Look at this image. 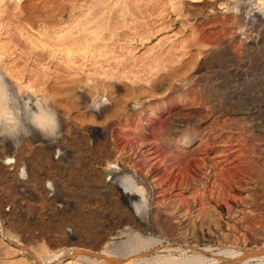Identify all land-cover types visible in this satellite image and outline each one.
Returning a JSON list of instances; mask_svg holds the SVG:
<instances>
[{"label":"rangeland","instance_id":"1","mask_svg":"<svg viewBox=\"0 0 264 264\" xmlns=\"http://www.w3.org/2000/svg\"><path fill=\"white\" fill-rule=\"evenodd\" d=\"M0 1V264H264V0Z\"/></svg>","mask_w":264,"mask_h":264},{"label":"bare ground","instance_id":"2","mask_svg":"<svg viewBox=\"0 0 264 264\" xmlns=\"http://www.w3.org/2000/svg\"><path fill=\"white\" fill-rule=\"evenodd\" d=\"M124 1V0H123ZM125 1H127V7H129V8H131V9H133L134 7L136 8V5H138V3L140 2V0H125ZM142 1V0H141ZM146 1V0H145ZM176 1H178V0H176ZM1 2V1H0ZM25 2H26V0H25ZM149 2V1H148ZM151 2V1H150ZM171 2V1H170ZM172 2H174V0H172ZM178 2H180V1H178ZM126 3V2H125ZM124 3V4H125ZM155 3V2H154ZM184 3V2H183ZM19 4V5H18ZM34 4V3H33ZM174 4V3H173ZM172 4V5H173ZM177 4H180V3H177ZM16 6V8L17 7H19V8H22V6L24 5V0H21L20 1V3H19V1L17 2L16 1V4H15ZM30 5V4H29ZM53 5H55V4H53ZM176 5V4H175ZM146 6V5H145ZM151 6V5H150ZM170 6V5H169ZM42 7V6H41ZM127 7H125L127 10H128V8ZM139 7H142V6H139ZM14 8V7H13ZM24 8V7H23ZM22 8V9H23ZM27 8V7H26ZM31 8V9H30ZM28 10H29V12H27V14L25 13V15H26V18H27V20H29L31 23H34V22H36L37 20H39V19H41V18H44L45 17V15H46V13L47 12H40V10H36V8L34 9V7H33V5H32V7H30ZM124 8V7H123ZM123 9V10H126V9ZM152 8V7H151ZM175 8H176V6H175ZM174 8V9H175ZM178 8V7H177ZM18 9V8H17ZM14 10V11H18V10ZM49 9V8H48ZM50 9H51V7H50ZM49 9V10H50ZM130 9V10H131ZM25 10V9H24ZM27 10V11H28ZM46 10V9H45ZM128 11L129 13V15L130 14H132L131 13V11ZM135 10V9H134ZM136 10H138V7L136 8ZM136 10L134 11V12H136ZM140 10V9H139ZM141 10H142V8H141ZM156 10H158V9H156ZM161 10V9H160ZM20 12H21V9L19 10ZM172 11H173V9H172ZM20 12H18V13H20ZM22 12H23V10H22ZM138 12V11H137ZM159 12V11H158ZM48 13H52V12H48ZM47 13V14H48ZM149 13V12H148ZM248 13L249 14H251V15H257V16H260V17H263L264 16V13H263V11L261 10V8L260 7H258V6H254V7H252V8H250L249 10H248ZM3 15V14H2ZM18 15V14H17ZM139 15V14H138ZM143 15V14H142ZM141 15V16H142ZM48 16V15H47ZM20 17V16H19ZM52 19V18H51ZM43 20H45V19H43ZM48 21V20H47ZM135 21V20H134ZM49 22H51V21H49ZM140 22V21H139ZM61 23V22H60ZM36 24V23H35ZM53 25V24H52ZM45 26V25H44ZM140 26V25H139ZM1 27V26H0ZM11 27V26H10ZM68 29V28H67ZM64 30V29H63ZM3 31V30H2ZM1 31V32H2ZM3 33H5V32H3ZM2 33V35H3V37L2 38H4V34ZM62 33H67V31L66 32H63L62 31ZM62 33H60V35L62 34ZM69 34V33H68ZM8 35V34H7ZM60 35H59V38H58V36L56 35V38H58V40L60 39ZM63 35V34H62ZM61 35V36H62ZM11 36V35H10ZM65 36H67V34H65ZM21 38V37H20ZM55 38V40H56V42L58 41L57 39ZM61 38H65V37H61ZM66 38H68V37H66ZM8 39V38H7ZM25 39V38H24ZM28 39V38H27ZM53 40H54V38H52ZM5 40V39H4ZM4 40H2L1 41V39H0V46L1 45H3V42L5 43V46L7 45L6 43H8L7 41H4ZM40 40V39H39ZM62 40V39H61ZM9 41H10V39H9ZM33 41V40H32ZM60 41V40H59ZM58 41V42H59ZM22 42V41H21ZM31 42V41H30ZM41 42V41H40ZM157 42V41H156ZM26 43V42H25ZM37 43V42H36ZM42 43V42H41ZM44 43V42H43ZM53 43V42H52ZM15 44V43H14ZM27 44V43H26ZM32 44V43H31ZM47 44V43H46ZM55 44V43H54ZM53 44V45H54ZM64 44V43H63ZM66 44V43H65ZM64 44V45H65ZM42 45V44H41ZM52 45V46H53ZM58 45H59V43H58ZM57 45V46H58ZM4 46V45H3ZM9 46V45H8ZM32 46V45H31ZM68 46V45H67ZM67 46H65V47H67ZM2 47V46H1ZM30 47V46H29ZM62 47V46H61ZM8 48H11V47H7L6 49H8ZM50 48V47H49ZM53 48V47H52ZM58 48V47H57ZM5 48H4V50L3 51H5L6 50ZM33 49V48H32ZM34 49H35V47H34ZM34 49H33V51H34ZM39 49H42V48H39ZM67 49V48H66ZM1 50V51H2ZM17 50V49H16ZM37 50V49H36ZM43 50V49H42ZM47 50V49H46ZM57 50V49H56ZM55 50V51H56ZM70 50V49H69ZM0 51V54H3V51L1 52ZM11 51V50H10ZM14 51H15V49H14ZM39 51H41V50H39ZM13 52V51H12ZM35 52V51H34ZM54 52V51H53ZM52 52V53H53ZM60 52V51H59ZM68 52V51H67ZM56 53V52H55ZM65 53V52H64ZM9 53H7V56H9L8 55ZM24 54V53H23ZM48 55H49V53H47ZM58 54V53H57ZM5 55H6V51H5ZM66 55V54H65ZM44 56V55H43ZM3 57H5L4 56V54H3ZM3 57H0V58H3ZM42 57V56H41ZM47 57H49V56H47ZM55 56L53 55V58H54ZM6 58H8V57H6ZM52 58V57H51ZM57 58V57H56ZM5 59V58H4ZM11 59V58H10ZM55 59V58H54ZM53 59V60H54ZM8 60V59H7ZM12 60V59H11ZM11 60H9L10 61V63H13V62H11ZM53 60H51V61H53ZM56 60H58L59 61V59H56ZM55 60V61H56ZM0 61H2L1 59H0ZM5 61H6V59H5ZM4 61V62H5ZM14 61V60H13ZM61 61V60H60ZM15 62V61H14ZM1 63V62H0ZM17 63V62H16ZM52 63V62H51ZM50 63V64H51ZM57 62H55V64H56ZM60 62H58L57 64H59ZM3 64L4 63H2V66H3ZM5 64H6V62H5ZM30 64V63H29ZM32 64V63H31ZM53 65H54V62L52 63ZM13 65L15 66V63H13ZM28 65V64H27ZM9 66V65H8ZM58 66V65H57ZM56 66V67H57ZM60 66V65H59ZM16 68H17V64H16V66H15ZM14 67V68H15ZM6 68V67H5ZM9 68H13V66L11 67H9ZM8 68V69H9ZM23 68V67H22ZM35 68V67H34ZM74 68H75V66H74ZM18 69V68H17ZM46 69V68H45ZM65 69H67V68H65ZM75 69H77V68H75ZM80 69V68H79ZM92 69V68H91ZM10 70V69H9ZM21 70V69H20ZM69 70V69H68ZM86 70V69H85ZM94 70V69H93ZM59 71V70H58ZM75 71V70H74ZM92 71V70H91ZM111 71V70H110ZM5 72H6V70H5ZM5 72L4 73H2L1 71H0V93H2V97H3V99H4V102H6V103H8V102H11V104H12V106H14V116L16 117V119L17 118H19V117H22L23 118V120H24V123H25V126L24 127H22L21 128V125H20V128L18 127V128H16L17 127V125L16 126H13V128L15 127L16 129H19V130H21L23 133H25V134H27L28 133V131H30V129H34V128H36V127H39L37 124H35L34 122H33V120H32V118H29L27 115H28V102H29V99H28V102L26 101L24 104H23V107H21L20 105H19V102H18V100L20 99L21 100V98H19L18 99V96L15 94V90H14V87H13V83L11 82V80H8L7 78H8V76L7 75H11L10 73H7V75L5 74ZM10 72H13V70L11 71L10 70ZM49 72V71H48ZM15 73V72H14ZM20 73V72H19ZM61 73H62V71H61ZM75 73V72H74ZM4 74L7 76V78L4 76ZM40 74V73H39ZM37 74L36 76H40V82L39 83H41V77H42V75L43 74ZM59 74H60V72H59ZM73 74V73H72ZM85 74V73H84ZM89 74V73H88ZM92 74V73H91ZM33 75H35V74H33ZM32 75V76H33ZM69 75V74H68ZM20 76V75H19ZM28 76V75H27ZM36 76L34 77V78H36ZM45 76V75H44ZM55 76H57V74H55ZM54 76V77H55ZM97 76V75H96ZM106 76V75H105ZM108 76V75H107ZM9 77H11V76H9ZM13 77V76H12ZM11 77V79H13ZM14 77H15V75H14ZM22 77V76H21ZM28 77H31V76H28ZM17 78V77H16ZM15 78V79H16ZM108 78V77H107ZM26 79V78H25ZM29 79V78H28ZM28 79H27V81H28ZM33 79V78H32ZM37 79H39V77H37ZM42 79H44V77H42ZM49 79H51V78H49ZM56 79V78H55ZM14 80V79H13ZM47 80V79H46ZM74 80V79H73ZM80 80V79H79ZM101 80V79H100ZM54 81V80H53ZM110 81V80H109ZM42 82H47V81H45V79L42 81ZM48 82H50L49 80H48ZM68 82V81H67ZM80 82V81H79ZM78 82V83H79ZM108 82V81H107ZM26 83V82H25ZM30 83V82H29ZM29 83L27 84L26 83V85L27 86H29ZM5 84H8L9 86H10V91H11V96L10 95H7V91L5 90ZM37 84V83H36ZM68 84H70V83H68ZM8 86V87H9ZM41 87V86H40ZM83 87V86H82ZM59 88V87H58ZM79 88H81L80 86H79ZM31 89V88H30ZM61 89V88H60ZM82 89V88H81ZM17 90V89H16ZM62 90V89H61ZM65 91H67V90H65ZM84 91V90H83ZM17 92L19 93V91L17 90ZM59 92V91H58ZM10 93V92H9ZM53 93H54V91H53ZM62 93V92H61ZM61 93H58V94H61ZM67 93V92H66ZM64 94H65V92H64ZM19 95H20V93H19ZM27 95V94H26ZM25 96V95H24ZM31 96V95H30ZM29 96V97H30ZM60 96V95H59ZM64 96V95H63ZM28 97V98H29ZM32 97V96H31ZM30 97V98H31ZM23 98V97H22ZM26 99H25V97H24V101H25ZM31 100V99H30ZM31 102V101H30ZM103 103H105V101H103ZM4 104V103H3ZM106 104H107V102L105 103V104H103L105 107H106ZM38 105H39V103H38ZM124 105V104H123ZM125 105H127V104H125ZM2 106V105H1ZM35 106V105H34ZM99 106H101V105H99ZM98 106V107H99ZM103 106V107H104ZM4 107V106H3ZM115 107H116V105H115ZM101 108V107H100ZM115 109V108H114ZM116 109H118L117 107H116ZM29 110H32V109H29ZM31 112V111H30ZM32 114V113H31ZM0 119H1V117H0ZM21 121V120H20ZM3 123V122H2ZM2 123H0V124H2ZM14 123V122H13ZM24 123H23V125H24ZM39 124V123H38ZM6 125V124H5ZM41 125V124H40ZM41 127V126H40ZM7 129V128H6ZM38 129V128H37ZM36 129V130H37ZM42 129V128H41ZM12 130V129H11ZM11 130H3V127H1L0 128V136L1 137H8L7 136V134H9V132H12ZM14 130V129H13ZM39 130V129H38ZM16 132H17V130H15ZM42 131V130H41ZM101 131V130H100ZM37 132V131H36ZM24 134V135H25ZM41 135V134H40ZM3 139V138H2ZM6 163H8V165H10V163L9 162H6ZM7 167V166H6ZM8 168V167H7ZM120 182L121 183H124V184H122V191H123V195L127 198V199H131V198H137L140 202H141V205H140V208L142 209V215H143V217H144V219H146V208H147V206H148V203H147V200H146V197H145V193H144V191L143 190H141L136 184H135V178L132 176V175H129V174H125V175H123L122 177H121V179H120ZM193 212H191V214H192ZM179 214V213H178ZM190 214V215H191ZM194 214V213H193ZM180 216V215H179ZM193 217H191V219L192 220H194V215H192ZM184 217V216H183ZM182 217V218H183ZM181 218V217H180ZM184 218H186V217H184ZM190 219V220H191ZM184 220V219H183ZM229 248V247H228ZM232 248V247H231ZM236 248V247H235ZM233 249V248H232ZM237 249H239V248H237ZM240 249H242V248H240ZM246 249V248H245ZM230 250V249H229ZM243 251V250H242ZM242 251H238V255H234L235 253H237V250H236V252L234 253V254H232L233 255V257H235V258H238V256L239 257H244L245 255H247L248 256V254H260L261 256H263L264 257V248L263 247H259V248H253V249H251L250 248V250L249 251H244V252H242ZM80 253L81 252V250L80 249H77V248H72V249H68V250H66V251H61L57 256H55V258H54V262L56 263V262H58L59 260H61L62 258H64L65 256H67V255H72V254H76V253ZM240 252V253H239ZM231 253V251L229 252V254ZM241 253H243V254H241ZM231 255V254H230ZM232 255H231V257H232ZM241 255H243V256H241ZM230 257V259L228 258V259H225L226 261H228L229 263H230V261H232L233 259L235 260V258H231ZM240 259V258H239ZM224 260V259H223ZM237 260V259H236ZM235 260V261H236ZM221 262H222V258H221ZM233 262V261H232ZM231 262V263H232ZM224 263H226L227 264V262H224Z\"/></svg>","mask_w":264,"mask_h":264}]
</instances>
